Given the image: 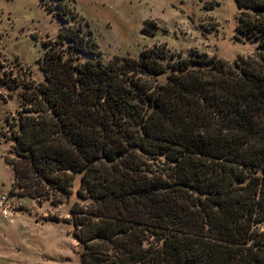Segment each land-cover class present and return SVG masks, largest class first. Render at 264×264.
Returning a JSON list of instances; mask_svg holds the SVG:
<instances>
[{
  "label": "trees",
  "instance_id": "obj_1",
  "mask_svg": "<svg viewBox=\"0 0 264 264\" xmlns=\"http://www.w3.org/2000/svg\"><path fill=\"white\" fill-rule=\"evenodd\" d=\"M57 2L63 25L7 138L12 189L56 205L78 179L77 264H264V0H235L258 44L231 63L158 42L104 60Z\"/></svg>",
  "mask_w": 264,
  "mask_h": 264
},
{
  "label": "rangeland",
  "instance_id": "obj_2",
  "mask_svg": "<svg viewBox=\"0 0 264 264\" xmlns=\"http://www.w3.org/2000/svg\"><path fill=\"white\" fill-rule=\"evenodd\" d=\"M57 0H0V195L11 204L9 216L0 215V264H77L79 247L72 236L73 193L64 202H38L12 189L13 171L6 161L7 140L15 115L28 111V97L43 79L39 62L43 41L55 39L63 25ZM79 23L90 25L104 60L114 55L138 57L152 44L165 43L182 56L205 53L233 62L252 55L257 40L237 33L235 0H65ZM84 20H83V19ZM153 19L154 36L141 31ZM87 202V200L85 201Z\"/></svg>",
  "mask_w": 264,
  "mask_h": 264
},
{
  "label": "built area",
  "instance_id": "obj_3",
  "mask_svg": "<svg viewBox=\"0 0 264 264\" xmlns=\"http://www.w3.org/2000/svg\"><path fill=\"white\" fill-rule=\"evenodd\" d=\"M11 204L8 202L7 196L4 194L0 195V215L9 216V209Z\"/></svg>",
  "mask_w": 264,
  "mask_h": 264
}]
</instances>
